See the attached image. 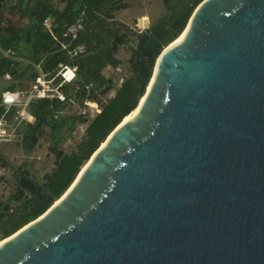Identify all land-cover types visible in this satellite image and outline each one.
Segmentation results:
<instances>
[{
	"label": "water",
	"instance_id": "obj_1",
	"mask_svg": "<svg viewBox=\"0 0 264 264\" xmlns=\"http://www.w3.org/2000/svg\"><path fill=\"white\" fill-rule=\"evenodd\" d=\"M155 69L0 264H264V0H203Z\"/></svg>",
	"mask_w": 264,
	"mask_h": 264
},
{
	"label": "trees",
	"instance_id": "obj_2",
	"mask_svg": "<svg viewBox=\"0 0 264 264\" xmlns=\"http://www.w3.org/2000/svg\"><path fill=\"white\" fill-rule=\"evenodd\" d=\"M160 1L166 13L139 33H133L115 20L118 11L129 8L122 0H16L10 4L3 0L0 3V49L9 51L13 58H18L16 53L20 47L24 51L22 60L0 55V76L11 74L21 87L24 80L34 77L28 74L30 65L26 61L38 63L45 56L42 61L45 72H52L59 63H72L77 67L76 89L70 95L72 101L80 110L86 107L85 101L97 104L100 109L91 117L65 112L71 105L56 99H39L30 104L29 111L35 124L42 130L44 127L50 129L48 151L54 157V166L40 178L33 174V162L24 160L15 165L0 154V169L10 173L8 178H1L4 186L0 191V241L37 219L58 200L72 184L81 166L115 127L136 109L158 55L181 34L203 0ZM81 13L84 26L74 44L85 45L86 54L71 62L62 53L54 52L52 35L60 37ZM10 17H16L17 21ZM23 19L28 23L21 27L18 22ZM47 19L52 22L50 32L43 26ZM32 26L35 29L30 31L27 39V31ZM133 41L136 44L133 45ZM122 46L128 47L131 56L125 65L127 75L115 87L114 81L106 78L103 71L106 68L116 70L123 64L117 58ZM113 90L114 95L107 99ZM79 125H86L80 140L69 152L63 151L61 145L66 133L71 136ZM42 130L38 137L43 135ZM45 197L48 201L43 203Z\"/></svg>",
	"mask_w": 264,
	"mask_h": 264
},
{
	"label": "built area",
	"instance_id": "obj_3",
	"mask_svg": "<svg viewBox=\"0 0 264 264\" xmlns=\"http://www.w3.org/2000/svg\"><path fill=\"white\" fill-rule=\"evenodd\" d=\"M143 20L146 22L147 18H143ZM51 25L52 22L49 19L43 22L44 28L49 32ZM83 26L84 16L81 13L73 23L66 27L60 37L52 35L55 43L54 52L62 53L63 57L71 62L85 55V45L74 44L79 33L83 30ZM143 29L138 28L139 32L144 31ZM0 55L6 58H13L9 51H2L1 49ZM44 58L45 56H42L38 63L26 61L30 65L28 74H33L34 77L30 80H24L21 87H19L20 83L11 74L4 73L0 76V145L17 143L20 146L22 140L20 134L21 125L30 127L35 124V118L30 113L29 106L36 100L56 99L62 104H70L71 108L75 105L70 95L76 89L74 88V83L76 81L77 67L72 63H59L52 72H45L42 69ZM13 59L18 60L17 58ZM11 86L15 88L10 89ZM84 104L86 107L94 108L95 114L99 113L100 109L97 104L87 101ZM74 112L79 113L80 109L77 108ZM82 114L85 115L84 112ZM31 152L30 154L32 155Z\"/></svg>",
	"mask_w": 264,
	"mask_h": 264
},
{
	"label": "rangeland",
	"instance_id": "obj_4",
	"mask_svg": "<svg viewBox=\"0 0 264 264\" xmlns=\"http://www.w3.org/2000/svg\"><path fill=\"white\" fill-rule=\"evenodd\" d=\"M16 2V0H6L5 3ZM129 6V8L120 10L115 14V20L125 26H127L133 33H139L138 28H144L143 30L148 29L154 22L160 19L165 13V7L160 0H122ZM4 16L7 17L6 14ZM147 17L145 22L143 18ZM11 19L16 20V17H10ZM19 25L22 27L28 23L27 19L20 20ZM130 38V35H129ZM136 44V42H132ZM23 48L20 47L19 51L16 53L18 60H22ZM131 56V51L126 46H122L118 52L117 58L123 62V64L116 70L111 68H106L103 71V75L106 78H111L117 87L120 84V81L124 79L127 75L126 71V62ZM114 95V90L111 91L106 98H111ZM75 106V107H74ZM77 105L65 109V112L73 113L74 110H77ZM89 114L92 116L95 114L94 108L85 107L80 110L79 114L82 113ZM86 125H79L72 133L71 136H68L66 133V139L61 145V149L65 152H69L73 149L76 143L80 140L81 136L84 133ZM43 135L38 137L39 142L31 152V154L24 155L21 147L17 143H4L0 145V154H2L6 160L10 161L15 165L21 164L24 160L27 162H33V174L37 177L42 178L46 173L50 172L54 166V157L49 153V147L51 144V135L49 133L50 129L48 127L43 128ZM31 155V156H30ZM30 156V157H29ZM10 173L7 170L0 169V191L4 186V182L1 181L2 177L8 178Z\"/></svg>",
	"mask_w": 264,
	"mask_h": 264
},
{
	"label": "bare ground",
	"instance_id": "obj_5",
	"mask_svg": "<svg viewBox=\"0 0 264 264\" xmlns=\"http://www.w3.org/2000/svg\"><path fill=\"white\" fill-rule=\"evenodd\" d=\"M155 74H156V69H155V71H154V74H153V72H152V75H153V76H151L152 78H151V80L148 82V84H147V86H146V91H145V92H147V90H149L151 84L153 83V81H154V79H155ZM144 96H145V95H144ZM135 114H136V110L133 111L130 115H128V116L124 119V122H125L126 120H130ZM82 170H83V168H82Z\"/></svg>",
	"mask_w": 264,
	"mask_h": 264
},
{
	"label": "crops",
	"instance_id": "obj_6",
	"mask_svg": "<svg viewBox=\"0 0 264 264\" xmlns=\"http://www.w3.org/2000/svg\"><path fill=\"white\" fill-rule=\"evenodd\" d=\"M62 8H63V4L60 5V9H62ZM146 18H147V17H146Z\"/></svg>",
	"mask_w": 264,
	"mask_h": 264
},
{
	"label": "clouds",
	"instance_id": "obj_7",
	"mask_svg": "<svg viewBox=\"0 0 264 264\" xmlns=\"http://www.w3.org/2000/svg\"><path fill=\"white\" fill-rule=\"evenodd\" d=\"M29 119H31V118H29Z\"/></svg>",
	"mask_w": 264,
	"mask_h": 264
}]
</instances>
